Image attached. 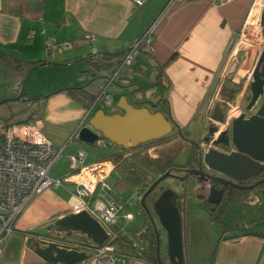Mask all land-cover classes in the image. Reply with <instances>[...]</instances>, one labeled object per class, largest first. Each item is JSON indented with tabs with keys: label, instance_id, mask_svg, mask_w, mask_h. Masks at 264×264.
Instances as JSON below:
<instances>
[{
	"label": "crops",
	"instance_id": "0c3cea01",
	"mask_svg": "<svg viewBox=\"0 0 264 264\" xmlns=\"http://www.w3.org/2000/svg\"><path fill=\"white\" fill-rule=\"evenodd\" d=\"M254 1L173 0L167 4L166 0H145L135 5L132 0H0V85L6 86L0 92V100L19 94L25 74H47L45 84L29 86L30 95L25 101L31 102L20 120L28 119L27 124L37 125L54 145L72 146V154L81 149L77 131L88 112V117L98 108L105 109V113L119 112L117 104L123 97L138 107L169 113L176 125L192 131L199 122L211 117L212 103L218 101L212 100L216 91L222 96L226 87L235 86L243 92L249 86L253 56L251 49L242 46V28ZM143 36L146 43L134 50L129 66L120 68L118 62L129 45ZM49 37L57 42L68 41L70 46H53L47 54L46 38ZM262 42L264 39H259L260 45ZM256 48L257 53L262 49ZM93 62L99 65L96 67ZM110 72L115 75L106 88L111 95L107 103L104 96L93 95L92 88L96 82V86L105 87ZM92 73L105 77L92 82ZM224 74L227 77L221 82ZM225 126L222 124L220 130ZM175 137L157 139L150 143L152 147L150 144L131 148L109 145L110 154L86 164L110 159L115 163L109 175L116 180L113 187L120 186L121 162L130 159L140 164L144 156L157 160L162 150L174 143ZM89 145L99 148L94 143ZM176 148L177 145L166 150L165 156L169 153L173 157ZM89 154L86 152L85 161ZM156 175L149 173L142 184L148 187ZM149 176H152L150 181ZM77 179L72 175L66 181L72 185L70 190L60 186L63 192L60 190L55 195L46 189L26 206L16 220L14 232L2 246L0 264H52L27 245V231L71 213ZM113 187L109 186V197L124 203V210L130 212L129 206L138 205L146 190L141 193L140 186L120 189L123 196L119 201L112 196ZM126 189H130L128 196L124 195ZM196 189L188 192L194 195ZM206 192L198 196V203L216 211L211 214V221L219 225L217 238L213 247L206 250L205 257L198 256L199 253L192 257L188 247L186 259L183 245V264H264V192L260 188L231 190L227 199L218 205L207 200ZM186 204L187 192L178 198L177 205L182 233L185 232L189 245L192 242L196 245L200 233L208 237L201 223L187 219ZM231 210L236 212V219L226 220L225 212ZM137 213L144 214L142 209ZM145 215L140 219V228L146 225ZM120 226L128 234L137 229L127 228L125 224ZM164 235L161 232L160 238ZM53 237L63 242L88 238L75 230L69 234L67 229L54 231ZM160 249L164 264H169L166 243L163 247L162 240ZM114 250L117 256L120 252L128 254L122 259L119 257L115 264H153L132 255L122 241L115 242Z\"/></svg>",
	"mask_w": 264,
	"mask_h": 264
},
{
	"label": "water",
	"instance_id": "95a60500",
	"mask_svg": "<svg viewBox=\"0 0 264 264\" xmlns=\"http://www.w3.org/2000/svg\"><path fill=\"white\" fill-rule=\"evenodd\" d=\"M260 24L261 31L264 33V12L260 16ZM231 58L233 59V56ZM92 75L90 80L92 82L99 77H105L95 76L93 73ZM249 88L251 96L246 109L251 110L259 100L260 104L249 116L241 113L233 118L230 131L228 128L218 130V124L214 120L223 121L224 109L219 101L212 103L211 119H207L205 124L207 136L203 140L208 142L211 137L209 142L213 146L200 153L199 162L218 175L202 171L200 168L183 169L188 155L187 146L172 161V166L185 174L179 176L167 170L155 178L140 196L139 206L146 214L155 234L157 264H164L160 257L161 232L166 235V254L169 264H183L184 260L177 191L170 187L165 188L156 194L151 207L146 202L148 195L163 179L168 176L173 177L185 185L186 191L191 186L188 182L191 178L197 189L207 191V200L215 205L227 199L232 189L250 191L260 188L264 192L261 185L264 183V178L251 185L240 183L264 173V48L259 51L252 68ZM133 104L127 97H123L121 103L117 104L119 112L105 113L102 108H98L89 117L90 112H88V124L78 128L77 138L81 142L92 144L95 139L102 136L119 147L129 148L163 138L172 132L173 127L179 134L181 133L180 127L171 120L169 113L165 114L159 110L150 111L147 107H136ZM105 182L113 187L116 180L108 176ZM199 195L203 196V194ZM153 214L157 217L161 229L157 228ZM63 229L69 230V234L72 230L86 234V237L96 244L101 243L105 238L101 225L86 212H80L69 213L44 226L29 228L26 243L44 260L52 264H74L85 257V252L68 250L54 239L53 232Z\"/></svg>",
	"mask_w": 264,
	"mask_h": 264
},
{
	"label": "built area",
	"instance_id": "2783aa9c",
	"mask_svg": "<svg viewBox=\"0 0 264 264\" xmlns=\"http://www.w3.org/2000/svg\"><path fill=\"white\" fill-rule=\"evenodd\" d=\"M144 1L132 0L135 5H141ZM172 1L166 0V3L169 4ZM216 1L223 3L226 0ZM255 2L256 0L254 5ZM254 5L243 22L242 34L248 37L251 32L256 30L257 36L264 39L260 24V16L264 12V0H261L258 5L254 26L250 27L249 30L245 29L247 17ZM88 37L92 39V36ZM145 43V36L132 42L120 61V68L129 66L133 59L134 50ZM53 46L67 48L70 46V42H57L52 37L46 38L47 54L51 52ZM261 47L264 48V42L261 43ZM226 77L227 74H224L221 82ZM113 80L114 76L109 78L106 86L102 88L101 93L107 103L111 100V96L107 93L106 88ZM219 93V90L216 91L213 95V101L217 99ZM225 104L231 107L228 102ZM232 109L228 110L225 123L232 116L237 115V111L231 114ZM85 119L82 120V123ZM209 119L211 118L209 117ZM93 143L97 147L111 145V142L102 136L95 139ZM65 148L66 146H56L47 140L37 125L21 122L11 125L0 123V252L7 237L14 232L16 220L26 206L51 185H61L64 182L61 178L50 177L49 172ZM85 158L86 152L81 149H77L69 158L70 169L74 174L66 175V181L72 175L78 177L72 192L74 201L70 207L71 213L86 212L89 214L101 225L105 232V238L99 244L88 238L71 242H58L68 250L75 249L85 252V257L74 264H115L119 257L122 259L128 256L124 252H120V256H117L114 250L118 228H120L121 233L124 232L123 227L117 225L118 216L120 214V218L130 221L134 215L132 212L124 210V203L116 202L109 197V186L105 179L114 169L115 163L110 159H100L83 164ZM180 201L183 199L181 198ZM130 248L134 252L133 254H136V250L142 247L136 242Z\"/></svg>",
	"mask_w": 264,
	"mask_h": 264
},
{
	"label": "rangeland",
	"instance_id": "374dc122",
	"mask_svg": "<svg viewBox=\"0 0 264 264\" xmlns=\"http://www.w3.org/2000/svg\"><path fill=\"white\" fill-rule=\"evenodd\" d=\"M255 32H256V30L254 32H251L250 36H248V37L243 36L244 44H242V46L245 48H248L249 51L251 49V51H250L251 57L253 56L252 68H253L254 63L256 61V58L258 56V53H257L258 49L256 47L259 48L261 46L259 44V39H261V37L257 36V34ZM253 41H255V42H253ZM249 44L253 45L252 48L249 46ZM46 75L47 74H45L43 72H40V73L35 72V73H32V75H30L28 73L25 74L21 80L19 94L17 93V94H14V96H12L11 98H8V99L4 98V99L0 100V101H2V103H0V123L1 124L11 125L13 123H19V122L27 123L28 122V119H24V120H20V119L24 117V112L27 110L28 105H30V104H28V102L29 103L31 102V101H25V100H27L28 95H30L29 94L30 93L29 86L32 83L45 84L47 82V78H46L47 76ZM109 75H111V76H109L108 78H111L115 74H112L110 72ZM96 83L92 88V93H93V95H96V96L98 95L99 97L103 98V94L101 93L102 92L101 85L96 86ZM15 87H17V85ZM3 90H6V86L1 84L0 85V92H3ZM239 93L241 94L239 104L241 107H243V105L247 101V95L249 94V89L247 88V89H245V91L239 92ZM21 94H23V95H21ZM16 97H17V99H16ZM98 106L102 107L101 103H99ZM87 124H88L87 121H85L83 126H85ZM205 124H206V122L202 121L201 122L202 127L200 126L198 130H196V127L194 126L192 128L191 135L194 136V133L200 134L202 130H205ZM195 130L197 132H195ZM77 144H79V146L81 147V150L90 153L88 155L86 161L83 162V164H86L87 161L98 159L100 157H103V155H105V154L107 155V154H110V152H112V149L109 147L96 148V147L89 145V144H86L84 142L83 143L78 142ZM110 146L119 147L113 143H111ZM71 154H72V146L65 148V150L58 157V159L56 160V162L54 163V165L50 171L51 175H54V176H51L49 174L50 177L61 178L64 181L61 185L55 184V185H51L50 187L47 188L48 190H52L55 195H59L58 193H60V190H62L61 193L63 192L62 187H64L67 190H70V188L72 187L71 184L66 183V179H67L66 175L74 173L70 169V163H69V158H70ZM150 177H152V176L148 177L149 181H150ZM60 186H62V187H60ZM168 187L176 190L179 197L185 196V193L187 192V204H186L187 219L191 218V220L201 223L202 228L204 229V232L206 234V237H208L206 239L205 236L200 233L198 243L195 245L192 242V245H189L188 239H185V237H184L185 232H184V234L182 233L186 259H187V254H188V247L190 249L192 257L193 256L195 257V254H197V253H199L198 256L205 257L206 252L208 251V248H210L211 246L213 247L215 238H217L216 231L218 230L219 225L217 223H214L213 221H211V214H216V211L212 210L210 207H207V206L205 207V206L201 205L200 203H198L199 192H194V193H196L194 195H192V193L188 192L191 189L193 190L195 188H192L190 186L185 191V185L181 184L179 181H177L176 179H174L171 176H168L165 179H163L157 185V187L153 190V192L151 194L156 195L158 192L160 193L162 190H164L165 188H168ZM124 195L125 196L130 195V189H126L124 192ZM112 196L120 201V198L123 196L121 194V191H120V186L116 185L113 187ZM129 209L134 213V219L132 221H126L125 219H121L120 214H119L118 219H117V225L120 226L121 224H125V226L127 228H138V227H140V225H141L140 219L142 217H144V214L138 215L137 212H138V209H140V208L138 207L137 204H135V205L131 204L129 206ZM225 216H226L225 217L226 220H228V218H229L232 221V220L236 219V217H235L236 212H232V210L225 212ZM153 217H154V221L156 223L157 228L161 229V226L158 222L157 217L154 214H153ZM161 240H162V246L164 247L165 243H166V235H164ZM115 263H117V262H115Z\"/></svg>",
	"mask_w": 264,
	"mask_h": 264
},
{
	"label": "flooded vegetation",
	"instance_id": "af4514ba",
	"mask_svg": "<svg viewBox=\"0 0 264 264\" xmlns=\"http://www.w3.org/2000/svg\"><path fill=\"white\" fill-rule=\"evenodd\" d=\"M250 80H251V78H250ZM248 89H249V94L247 95V101L245 102L243 107H241L240 104H239L240 103V95H241V94H239L240 90L237 93L234 94V96H233V98L231 100L223 98L221 96V94H218L217 100L221 103V105H222V107L224 109V120L221 121V122L215 121L216 124H218V130H220L221 125L225 123L227 112H228L229 109H232V106H233V109L231 111V114L235 113L236 111L238 113H237V115L232 116V118L227 123H225L226 126L224 128H228L229 131H230L231 121L233 120V118L237 117L241 113H245L246 116H249L250 114H252L255 111L256 108H258V106L260 104V100L252 107L251 110H247L246 109V105L248 104V101H249L250 96H251V92H250L249 86H248ZM237 98H238V100H237ZM225 102H228L229 104H231V107H229L228 104H225ZM133 105L138 107V105L135 104V103ZM211 110H212V108L210 109V111ZM159 111H162V110H159ZM200 126H201V123L199 122V124H197V126H196V130H198ZM223 129H221L220 131H222ZM196 130H195V132H197ZM180 132L181 133L179 134L177 132V129L175 127H173L172 132L169 135H167V136H176L174 138L175 141H174V143L172 145H170V146L164 148V150H162V155H160V158L157 159V162H158L159 166L163 167V171L161 173L157 174L153 178V180L155 178H157L159 175L164 174L167 170H169L170 173L178 174L179 176L184 175L185 172H179L177 167L172 166V161L174 160V158L180 152H182L183 148H185L187 146H188V152H187L188 155H187V158H186V164H185V166H183V169L190 170V169H199L200 168L202 171H205V172H208V173H211V174H216L215 172L207 169L206 166L203 163L199 162L200 153L202 154L208 147L213 146L212 144H210V142H211L210 138L211 137H209V141L210 142L209 141L205 142L203 140L207 136L206 135V129L202 130L200 134H195L194 133V136L191 135V131L186 129V128H184V129L180 128ZM165 137H163V138H165ZM153 141H155V140L147 141V142H145L143 144H139V145L134 146V147H139V146H142V145L150 144L151 142L153 143ZM150 145H151V147L153 146V144H150ZM176 145H177V148H176L177 149L176 150L177 153L173 157H170L169 153L167 154V156H165L166 155L165 151L169 150V148H171L172 146L176 147ZM216 147H218V146H216ZM216 175H218V174H216ZM262 178H264V173H261L258 177H255L253 179H247V180L241 181L240 183L243 184V185H251V184H254L257 180L262 179ZM188 182H189V184L191 183V186H194V183L191 180V178H189ZM261 185L264 186V183H261ZM194 188H197V186H194ZM232 190H235V189H232ZM196 192H199V194H203V191H201L199 189H196ZM230 193H231V190H230ZM156 196L157 195H155V194L154 195L151 194V195H148V197L146 198V202L149 205V207H151V203L156 198Z\"/></svg>",
	"mask_w": 264,
	"mask_h": 264
},
{
	"label": "trees",
	"instance_id": "16d2710c",
	"mask_svg": "<svg viewBox=\"0 0 264 264\" xmlns=\"http://www.w3.org/2000/svg\"><path fill=\"white\" fill-rule=\"evenodd\" d=\"M120 61L118 63H120ZM93 64L96 65V67L97 65H99L98 62H93ZM239 90L240 88L235 86L226 87L222 90V97L231 100L234 94L237 93ZM140 161L142 163L137 164L136 162L128 159V160H124L119 164L120 170L122 172L119 180L120 189L124 190L127 187L140 186L139 191L142 193L147 187L144 184H142V181L145 178V176H147L149 173L159 174L163 171V167L159 166L157 160L155 159H151L144 156L143 158H140ZM262 189H264V186H262ZM138 207L140 208L139 204ZM145 220H146V225L142 226L141 228L139 227L137 229H133L134 231H132L130 234L123 232L121 233L120 228H118L115 242L122 241L127 245V247L130 250H131L130 247L133 245V243L138 242L142 248L137 249L136 254H133L134 252H132L131 250L132 255L147 260L148 262H151L153 264H156L157 262L155 256V234L153 232L152 226L147 216L145 217ZM160 257L162 261L165 263V257L162 255L161 249H160Z\"/></svg>",
	"mask_w": 264,
	"mask_h": 264
},
{
	"label": "bare ground",
	"instance_id": "6f19581e",
	"mask_svg": "<svg viewBox=\"0 0 264 264\" xmlns=\"http://www.w3.org/2000/svg\"><path fill=\"white\" fill-rule=\"evenodd\" d=\"M260 2H261V0H256L255 5H254L251 13L247 17L245 29L249 30L250 27L254 26V23L256 20V15H257V10H258V5L260 4Z\"/></svg>",
	"mask_w": 264,
	"mask_h": 264
},
{
	"label": "clouds",
	"instance_id": "9594fccd",
	"mask_svg": "<svg viewBox=\"0 0 264 264\" xmlns=\"http://www.w3.org/2000/svg\"><path fill=\"white\" fill-rule=\"evenodd\" d=\"M87 118V117H86ZM224 120V119H223ZM214 121H216V120H214Z\"/></svg>",
	"mask_w": 264,
	"mask_h": 264
}]
</instances>
